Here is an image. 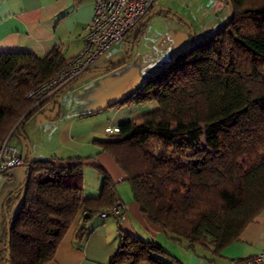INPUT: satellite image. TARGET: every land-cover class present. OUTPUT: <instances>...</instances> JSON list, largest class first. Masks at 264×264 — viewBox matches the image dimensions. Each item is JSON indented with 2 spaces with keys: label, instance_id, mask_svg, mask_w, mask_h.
Here are the masks:
<instances>
[{
  "label": "trees",
  "instance_id": "obj_1",
  "mask_svg": "<svg viewBox=\"0 0 264 264\" xmlns=\"http://www.w3.org/2000/svg\"><path fill=\"white\" fill-rule=\"evenodd\" d=\"M231 11L224 28L193 42L122 100H153L156 108L97 141L152 222L170 238L214 253L264 208V0H231ZM67 62L59 50L0 52V143L38 106L29 89ZM203 138L218 146L200 145ZM84 165L80 158L31 160L23 200L7 218L0 264H45L79 213L87 220L109 212L116 183L97 165L100 193L84 196ZM166 256L161 245L125 235L110 263L170 264Z\"/></svg>",
  "mask_w": 264,
  "mask_h": 264
},
{
  "label": "crops",
  "instance_id": "obj_2",
  "mask_svg": "<svg viewBox=\"0 0 264 264\" xmlns=\"http://www.w3.org/2000/svg\"><path fill=\"white\" fill-rule=\"evenodd\" d=\"M228 7L220 0H155L151 10H160L144 22L129 57L131 30L105 51L81 78L46 101L41 111H53L57 106V115L52 118L41 115L46 121L41 122L44 126L38 143L34 144L29 129L24 130L25 123L21 125L24 134L16 127L5 140L23 160L28 155L31 160L84 159L82 193L87 197L100 193L102 175L96 166L101 165L116 183L115 196L124 205L117 216L110 213L99 216L98 212L85 220L83 212L79 213L45 264H111L125 235L161 245L168 253L164 259L170 264H234L264 251V208L237 240L218 253L210 247H188L170 238L141 211L124 174L97 144L108 138L105 128L116 129L121 122L147 111L141 105L146 101L122 103V100L144 79L177 59L194 42L193 37L205 39L221 27L230 18ZM92 12L93 0H0V52L25 51L44 56L59 50L69 60L82 49L84 29ZM170 12L178 18H170ZM125 59L120 66L106 69ZM37 114L39 111L32 116ZM16 131L28 142V145L25 143L26 157L19 150L21 138L11 141ZM21 166L6 171L9 178L16 177L14 185L22 181L14 169ZM89 168H95L100 175L90 185L85 182L86 172H91ZM85 186L90 187L87 190ZM82 228L84 235L80 237Z\"/></svg>",
  "mask_w": 264,
  "mask_h": 264
},
{
  "label": "built area",
  "instance_id": "obj_3",
  "mask_svg": "<svg viewBox=\"0 0 264 264\" xmlns=\"http://www.w3.org/2000/svg\"><path fill=\"white\" fill-rule=\"evenodd\" d=\"M155 0H93V12L83 34V46L78 54L70 58L65 67L47 80L35 85L26 96L34 106L50 100L55 94L84 75L91 65L114 43L124 39L127 32L133 30L148 14ZM116 129L105 128L110 134ZM24 160L13 148L0 143V178L7 177L6 171L21 166ZM124 205L115 197L108 213L117 216ZM105 211L97 215L105 216ZM234 264H264V251L236 261Z\"/></svg>",
  "mask_w": 264,
  "mask_h": 264
},
{
  "label": "rangeland",
  "instance_id": "obj_4",
  "mask_svg": "<svg viewBox=\"0 0 264 264\" xmlns=\"http://www.w3.org/2000/svg\"><path fill=\"white\" fill-rule=\"evenodd\" d=\"M228 9H229L228 11H230L229 15H231L230 14L231 13L230 7H228ZM219 28H217V29H219ZM216 30H214L213 32H215ZM212 33H210L209 35H211ZM196 40L198 41L197 38H196ZM48 104L50 105L51 101ZM141 105H144V107H147V109H146L147 111L152 110V109L157 107V103L153 100L146 101L144 104H141ZM41 110L42 109L38 110L40 114L32 116L31 118H29L27 121L24 122L25 123L24 124V130L25 131H26V129L30 130L29 136L31 137V139H33L34 144L38 143L40 140V134L42 132V127L44 126V124L41 122L46 121L45 118H43V116H41V115H43V112ZM22 131H23V129H21V131H20L21 134H24L23 133L24 131L23 132ZM20 132L16 131L14 133L11 141H14V139L20 135L19 134ZM20 138H21V146H20L19 150H21L23 153V156L26 157L27 147H25L26 146L25 143L28 145V142L26 141V139L24 137H20ZM200 145L206 146L208 148H213V147L218 146V143L216 141H214L213 139L203 138ZM14 169L16 170V174H19V176L22 180L17 185L13 184V182L16 180V177L14 179L12 177L9 178L8 176L0 178V249L4 248V246H5V244H4V232L6 229L7 218L11 219L14 217L18 207L20 206V204L23 200V196H24V188H21V185L26 179L27 164L24 163L23 166L16 167ZM89 169H91V172H89V173L86 172V174H85V182H87L88 185H90L94 182L95 177L97 175L100 176L95 168H89ZM11 174L12 173L9 172V175H11ZM89 187L90 186H87V187L85 186L84 188L88 190ZM8 198H10V201H9V204L6 205V201ZM6 256H7V254H6ZM2 264H9V263L7 261H3Z\"/></svg>",
  "mask_w": 264,
  "mask_h": 264
},
{
  "label": "water",
  "instance_id": "obj_5",
  "mask_svg": "<svg viewBox=\"0 0 264 264\" xmlns=\"http://www.w3.org/2000/svg\"><path fill=\"white\" fill-rule=\"evenodd\" d=\"M220 1H225V0H220ZM226 2H227L228 6H229L230 9H231V0H226ZM159 10H160V8H156V9H153V10L149 11L148 14H147L143 19H141V21H140V22L134 27V29H133V31H132V35H131L130 41H129V49H128V52H127V57L130 56L131 49H132V46H133V43H134L135 37H136V35H137L139 29L141 28V26L144 24V22H145L150 16H152L153 14H155L156 12H158ZM164 10H165V9H164ZM169 17H170V18H173V19H177V18H178L177 15H175V14H173V13H171V12H170V14H169ZM231 18H232V11H231L230 18H229V19H228V20H227V21H226V22H225V23H224L219 29H217L215 32H217L218 30L224 28V27L227 25V23L230 21ZM215 32H213L212 34H214ZM191 33L193 34V31H192V30H191ZM193 39H194V42H195L196 39H195L194 37H193ZM125 61H126V59L123 60V61H121L120 63H118V64H114V65H112V66H110V67H108V68H106V69H112V68H115V67H117V66H120V65L123 64ZM82 76H83V75H82ZM82 76H80L79 78H81ZM79 78H78V79H79ZM74 82H75V81H74ZM74 82H72V83H74ZM72 83H70V85H71ZM68 86H69V85H68ZM68 86H66V87H68ZM66 87H65V88H66ZM45 104H46V102L41 103V104L38 105V106H37V107H36L31 113H29V115H27L26 118L23 119V121L17 126L18 129L21 130V125H22L26 120H28V119H29V118H30L35 112H37L39 109H41ZM43 115H44L45 117H47V118L55 117V116L57 115V106L53 109V111H44V112H43ZM27 159H28L27 166H29V164H30V162H31V159H30L29 155H28ZM26 182H27V178L25 179V181H24L23 184L21 185V188H23V187L25 186V183H26ZM6 226H7V227L9 226V220L6 221ZM8 245H9V240L7 241L6 245L4 246V249H7Z\"/></svg>",
  "mask_w": 264,
  "mask_h": 264
}]
</instances>
